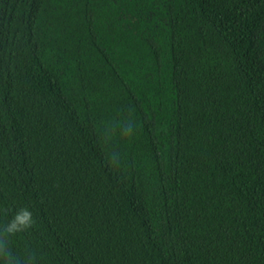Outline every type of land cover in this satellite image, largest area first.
<instances>
[{"label": "trees", "instance_id": "obj_1", "mask_svg": "<svg viewBox=\"0 0 264 264\" xmlns=\"http://www.w3.org/2000/svg\"><path fill=\"white\" fill-rule=\"evenodd\" d=\"M21 208L15 264H264V0H0Z\"/></svg>", "mask_w": 264, "mask_h": 264}, {"label": "clouds", "instance_id": "obj_2", "mask_svg": "<svg viewBox=\"0 0 264 264\" xmlns=\"http://www.w3.org/2000/svg\"><path fill=\"white\" fill-rule=\"evenodd\" d=\"M34 224L33 214L27 208H21L17 211L11 220L0 228V259L4 264H15L8 248L6 247L9 236L21 233L31 228Z\"/></svg>", "mask_w": 264, "mask_h": 264}]
</instances>
